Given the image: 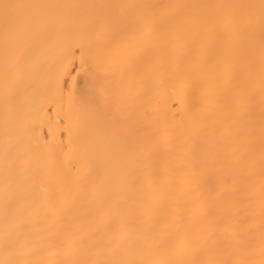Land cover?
Masks as SVG:
<instances>
[{"label": "bare ground", "instance_id": "obj_1", "mask_svg": "<svg viewBox=\"0 0 264 264\" xmlns=\"http://www.w3.org/2000/svg\"><path fill=\"white\" fill-rule=\"evenodd\" d=\"M0 264H264V0H0Z\"/></svg>", "mask_w": 264, "mask_h": 264}, {"label": "rangeland", "instance_id": "obj_2", "mask_svg": "<svg viewBox=\"0 0 264 264\" xmlns=\"http://www.w3.org/2000/svg\"><path fill=\"white\" fill-rule=\"evenodd\" d=\"M78 68H79V65L76 64V65L74 66V68H73V74H76V71L78 70Z\"/></svg>", "mask_w": 264, "mask_h": 264}]
</instances>
